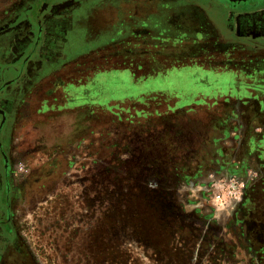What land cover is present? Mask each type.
Segmentation results:
<instances>
[{"label": "rangeland", "instance_id": "rangeland-1", "mask_svg": "<svg viewBox=\"0 0 264 264\" xmlns=\"http://www.w3.org/2000/svg\"><path fill=\"white\" fill-rule=\"evenodd\" d=\"M25 2L0 0L1 31ZM231 83L197 65L143 78L107 68L67 93L46 90L49 78L0 98L12 224L2 264H264L263 176L239 173V198L217 205L199 185L200 168L220 169L205 150L231 127Z\"/></svg>", "mask_w": 264, "mask_h": 264}, {"label": "crops", "instance_id": "crops-1", "mask_svg": "<svg viewBox=\"0 0 264 264\" xmlns=\"http://www.w3.org/2000/svg\"><path fill=\"white\" fill-rule=\"evenodd\" d=\"M40 8L42 36L27 65L34 85L50 78L46 90L67 93L107 68L129 69L135 78L190 65L225 71L232 79L225 97L232 113L222 124H232L205 152L226 170L247 171L255 183L264 178V7L237 12L213 0H52ZM13 35L0 33V66L9 63L8 75L30 43H16ZM161 58L182 63L165 69ZM7 237L0 226V257L10 247Z\"/></svg>", "mask_w": 264, "mask_h": 264}, {"label": "flooded vegetation", "instance_id": "flooded-vegetation-1", "mask_svg": "<svg viewBox=\"0 0 264 264\" xmlns=\"http://www.w3.org/2000/svg\"><path fill=\"white\" fill-rule=\"evenodd\" d=\"M52 0H35L33 3H28L26 9L23 11V9L20 11L19 18L15 19L13 23H9V26L5 28L3 31L0 30V33L3 32H12L14 35V41H29L28 48L25 52L21 53L17 58L16 62L13 65L12 73L11 75H8L6 70L9 65V63H5L4 65L0 66V98L1 100H4V103L7 102V99H16L12 98V96H16L18 93L25 91L30 85H34L33 83V76L31 74H28L29 69L27 68L28 62L32 59L34 54L36 53L37 47L40 43L41 36H42V10L41 6L43 3L49 4ZM214 2L218 3L219 5L223 6L226 9L237 11V12H249L253 11L257 8L264 7V4L256 6L253 9L249 10H236L229 8L222 3H220L217 0H213ZM31 5V6H30ZM32 10V11H30ZM13 46H15L13 44ZM54 91V90H53ZM14 102V101H13ZM0 110H4L5 114L4 116L0 113V166L2 167V173L0 172V182H3V188L1 191L0 186V208L3 206L5 207L6 214L0 218V226L3 227V229L7 232V241L11 244V234H12V224L10 220V193H11V171H10V159L7 155V150L5 148V145L3 143V134L6 128V125L9 121V111L0 103ZM4 118V120H3ZM6 159H7V167H6ZM220 169L215 168V170H212L210 174H206V170H203V168H200L198 170V177H201L203 179L199 185H202V182L207 181V176L214 175L217 176L221 172L226 173H236L239 174L240 172H237L236 170L224 169L225 167L223 165H219ZM8 170V174H6V171ZM204 172V173H203ZM213 173V174H212ZM209 178V179H210ZM7 179L9 181V188L7 189ZM199 179V178H197ZM196 179V180H197ZM6 243V242H5ZM2 256L0 257V259Z\"/></svg>", "mask_w": 264, "mask_h": 264}, {"label": "built area", "instance_id": "built-area-1", "mask_svg": "<svg viewBox=\"0 0 264 264\" xmlns=\"http://www.w3.org/2000/svg\"><path fill=\"white\" fill-rule=\"evenodd\" d=\"M237 175L236 173L221 172L219 175L202 182L201 188L204 191L205 200L216 205L237 200L242 185Z\"/></svg>", "mask_w": 264, "mask_h": 264}, {"label": "water", "instance_id": "water-1", "mask_svg": "<svg viewBox=\"0 0 264 264\" xmlns=\"http://www.w3.org/2000/svg\"><path fill=\"white\" fill-rule=\"evenodd\" d=\"M223 5L236 9V10H249L253 9L256 6L264 4V0H217ZM0 113L4 116L5 111L0 110ZM4 120V118H3ZM7 159H6V167H7ZM6 174H8V170L6 171ZM9 188V181L7 179V189Z\"/></svg>", "mask_w": 264, "mask_h": 264}, {"label": "trees", "instance_id": "trees-1", "mask_svg": "<svg viewBox=\"0 0 264 264\" xmlns=\"http://www.w3.org/2000/svg\"><path fill=\"white\" fill-rule=\"evenodd\" d=\"M165 50H167V49H165ZM166 54H164V56H165ZM167 57V56H166ZM161 62L163 63V62H165V63H167V65H168V62H170L169 64H171V63H182V62H179V60H170V61H168V59L167 58H161ZM161 63V68H164V66H163V64ZM165 63H164V65H165Z\"/></svg>", "mask_w": 264, "mask_h": 264}]
</instances>
